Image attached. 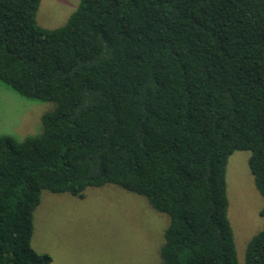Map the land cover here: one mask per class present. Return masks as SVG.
Masks as SVG:
<instances>
[{
    "label": "trees",
    "instance_id": "16d2710c",
    "mask_svg": "<svg viewBox=\"0 0 264 264\" xmlns=\"http://www.w3.org/2000/svg\"><path fill=\"white\" fill-rule=\"evenodd\" d=\"M0 0V83L52 101L41 131L0 135V264H52L30 242L41 193L116 184L168 221L160 264H264V0ZM236 150L262 227L238 261L226 165Z\"/></svg>",
    "mask_w": 264,
    "mask_h": 264
},
{
    "label": "rangeland",
    "instance_id": "374dc122",
    "mask_svg": "<svg viewBox=\"0 0 264 264\" xmlns=\"http://www.w3.org/2000/svg\"><path fill=\"white\" fill-rule=\"evenodd\" d=\"M78 0H40L36 22L63 25ZM52 101L28 99L0 83V135L23 138L41 131L40 116ZM248 151L236 150L226 165L228 219L236 255L242 261L249 238L263 225L262 200L247 164ZM167 215L147 200L112 184L88 186L82 197L43 190L33 214L31 246L52 264H160Z\"/></svg>",
    "mask_w": 264,
    "mask_h": 264
}]
</instances>
